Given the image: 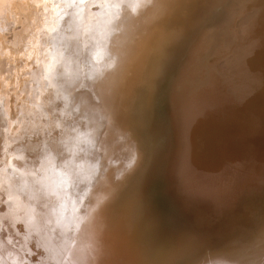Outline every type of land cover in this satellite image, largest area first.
I'll use <instances>...</instances> for the list:
<instances>
[{"label":"rangeland","instance_id":"1","mask_svg":"<svg viewBox=\"0 0 264 264\" xmlns=\"http://www.w3.org/2000/svg\"><path fill=\"white\" fill-rule=\"evenodd\" d=\"M49 1L54 4H50ZM100 1L108 9L116 7L118 10L122 5L132 9L129 0H99V2L98 0H3L6 5L0 7V90L4 91L2 93L0 91V264H213V262L234 264L235 261L239 264L264 263V189L260 193L261 198L258 199V203L254 205V211L251 207H236L237 202H234L233 197L237 194H232L234 186H248L259 181L264 183V77L261 78V74L264 75V52L256 48L253 36V32L256 33L255 23L249 31L242 30L244 22L258 9L260 4L258 2L261 1L217 0L213 3L216 7L214 6L209 14L205 13V16L195 21L198 28L197 39L182 47L183 52L186 53L177 58L170 70L166 71L169 80L164 78L159 81L161 85L159 89L165 90V92L160 90L158 95L163 103L158 98L153 110L155 109L156 119L162 122L163 127L159 126L158 121L156 123L155 118L150 121L148 115L146 119H141L139 105L142 106L141 88L145 84V75L138 84L136 74L131 71L129 64L123 65L120 78L115 80L113 93H109L110 98L108 102L106 101V108L90 93L89 83L92 82L90 85L97 83L107 72L106 67L101 64L102 58L96 60L100 55H95L94 51L92 54L91 44L87 40L90 34V31H87L88 20L92 11L93 14L96 11L95 7ZM155 1L149 10H153ZM142 6H146L145 3ZM147 11L140 17L146 23ZM136 14L138 15L139 12ZM94 21L99 22L97 18ZM68 28L70 31L67 30ZM66 33L69 37L73 34L76 39L73 37L74 40L71 37L67 39ZM47 37L53 38H48L51 41H48L49 46L45 43ZM62 41L66 47H62L64 45ZM158 44L159 42H156V45ZM46 45L52 49L48 47L45 49ZM67 45L70 48L73 45L71 51ZM73 47L77 50H73ZM48 49L50 52L53 51L52 54L56 52L57 54L50 56V52L49 54L45 52L49 51ZM65 49H68V53L71 52L74 58L76 54V59L73 58L72 61ZM59 52H62L60 56ZM47 54L50 62L54 63L52 67L57 65L56 70L58 68L60 70H57L56 75H54L56 70L48 64ZM65 54L67 56L62 59ZM86 54L88 57L85 65L88 66L86 68L88 74H85V78L77 84L76 73L80 69L82 72V62ZM52 56L58 59L61 57V61L68 62L70 59V63L73 64L75 61L77 65L56 59L59 61L57 62ZM95 57V61L104 72L97 65L95 66L96 62L93 60ZM41 58L44 65L53 69L52 71L50 69L51 74L46 66L40 64ZM64 62L68 68L72 65L73 70L70 69L69 73L67 71L64 73V69L69 70ZM61 63L65 68L60 65V69ZM260 66L263 68L260 69L261 71ZM144 67L150 69L145 62L142 68ZM174 69L178 71L174 72ZM52 72L54 73L52 77L60 75L58 78L54 77L58 81L52 79ZM60 72L66 78L61 79ZM102 72L103 75L99 78ZM177 72L180 73L179 76ZM47 76L53 80L52 83L51 80L48 81ZM42 77L45 80L42 81ZM46 81L50 84L45 83ZM54 81L59 85L54 84ZM120 83L124 86L121 98L116 90ZM52 84L56 85V90ZM45 91L48 94H45ZM253 91L257 93L254 94ZM64 92L65 94H62ZM173 92L174 97H172ZM56 96L58 100H62L55 103V106L53 102H57ZM49 104L51 107L48 106ZM32 105L36 108H32ZM57 106L62 107L60 111L55 110ZM24 107L26 110L22 109ZM51 111L54 113L58 111L56 115L52 112L58 118L55 119ZM19 112H26V115L20 114L18 117L16 114ZM24 116L31 120H26ZM52 117L57 121L51 119ZM18 118L20 123L21 120H24V123L20 125L14 123L16 119V122L19 121ZM100 118L106 121L102 120L103 123ZM29 121L32 123L30 124ZM94 122L100 123V126L99 124L94 126L96 128L105 125L104 128L101 127L103 129H98L102 130V133L98 134V130L92 127ZM106 122H111L114 130L122 136L125 137L127 134L129 143L136 149L129 164L120 165L117 151L105 154L111 149L106 147L108 141L109 143L112 141L109 139L110 134L103 132L106 127L108 128L107 125H110ZM25 124H30L32 127L27 126L28 129ZM214 127L219 130L213 129ZM43 128L45 130L41 134ZM210 129L213 133L217 132L213 134ZM23 132H29L28 135L32 139L29 140L28 135ZM33 132H37L35 141L34 134L31 136ZM219 133L223 134L217 136ZM96 137H101L102 141L97 142L100 139L96 140ZM87 139L89 141L92 139V142L90 141L92 144L89 145L91 148L97 143L98 145L102 143L105 147L102 148L101 145L97 147V145V148L91 149L83 145ZM29 142L30 146L26 147ZM62 142L65 143V147ZM31 146L32 149L28 150L27 148ZM19 148L27 150L28 155ZM101 150H105L104 153ZM208 150L211 155H208ZM114 152L117 155H114ZM216 153L219 155L215 156ZM223 154L225 160L222 159ZM92 158H94L93 162ZM101 159L105 163L103 166ZM84 164H87L85 165L87 168L91 164L90 166L93 167H89L91 171L78 168ZM97 164L100 166L98 167ZM200 164L201 167H198ZM93 165H97L98 169ZM29 166H35L36 170ZM63 166L66 168L64 169ZM104 166L106 169H103ZM28 167L31 172L35 171L29 172ZM6 168L9 169L5 170ZM195 169L200 170L198 175L195 174L197 172ZM76 171L79 173L78 176ZM96 171L99 175L101 172L99 177L94 175L97 174ZM15 172H21L17 173L18 176L20 175V180L16 178L17 186L12 176V174L17 175ZM72 173L74 176L76 174V177L73 176L74 179L78 180L81 176L82 181L83 177H86L84 173H90L88 178L92 187L87 183L84 193L89 188L97 191L91 203L92 207L90 205L82 214L77 215L66 209H64L66 213L63 211L67 201L65 193L71 185ZM91 175L95 179H92ZM219 179L220 182H216ZM85 180L87 181L86 178ZM19 181H21L20 185ZM78 181L82 182L81 179ZM102 185L105 188H101ZM251 191L255 189L251 188ZM198 192L200 198H197ZM249 193L243 191L242 197ZM209 194L211 198L214 195V200L208 197ZM82 197L81 206L86 196ZM88 198L89 200L91 198L89 194ZM198 200L204 203L208 201L210 204L208 205L207 202L205 208L204 203ZM58 201L59 206L56 207ZM230 203L233 207L223 212ZM170 204L173 205L170 207ZM168 206L172 208L171 212ZM166 209L168 211H165ZM178 209L180 214L176 212ZM172 211L175 213L173 214ZM178 216L187 220V223L177 220L180 218ZM76 227L78 228L74 231Z\"/></svg>","mask_w":264,"mask_h":264},{"label":"bare ground","instance_id":"2","mask_svg":"<svg viewBox=\"0 0 264 264\" xmlns=\"http://www.w3.org/2000/svg\"><path fill=\"white\" fill-rule=\"evenodd\" d=\"M12 1V0H11ZM24 1V0H23ZM105 1V0H104ZM155 0H129V2H130V5H132V9L130 8L129 9V7H127L126 6V8L124 7V5H122V7H118V10H117V8L116 7H114V8H112V9H108L106 6H104V3L103 2H101L100 1V3H98V5H97V7H95L96 8V11L94 12V14H93V11H92V13L90 14V20H88L89 21V23H88V25H89V27H88V25H87V31H90V36L88 35V42L91 44V46H90V50H92V54H94L93 53V51L95 52V55H100V58H98V59H96V57L93 59L94 61H95V59L96 60H99V59H101L100 61H101V64L103 65V66H105L106 67V70H107V72H106V74H105V77H103V78H100V76L101 75H103V68H101L100 67V65H98V63H97V61H95L96 63H95V66L97 65V67H99V69L101 68V70L103 71L102 72V74H100L98 77L100 78V80L97 82V79H96V81L95 82H97V83H94L93 85H90V83H92V82H90L89 83V89H90V93L91 94H93V97L94 98H96L100 103H102L103 104V106L106 108V101L108 102V100H109V93L111 92V93H113V86H114V83H115V80L116 79H119L120 78V72L122 71V67H123V65H128L129 64V66H130V69H131V71H133L135 74H136V78L138 79V84H139V82H140V80L143 78V76H144V79H145V84H143L144 85V87L143 88H141V90H142V99L140 100V102L142 103V106L141 105H139V110H140V113H141V119L143 120V119H146V116L148 115V117H149V120L151 121V119H153V118H155L156 119V112H154L155 111V109L153 110V107H154V105L156 106V103H155V101H158L157 99L159 98V91L160 90H163V89H159V86H161L160 84H159V81L161 80H164V78L165 79H167V80H169L168 78H169V75H168V73L166 72V71H168V70H170V67H171V65L173 64V62L174 61H176L177 60V58H180L181 56H183L184 55V53H186V52H183V50H182V47L183 46H185L186 44H189V42H193V40L194 39H197L196 37L198 36V33L196 32L197 31V29L198 28H196L197 27V25H196V20L197 19H199L201 16H203L205 13L206 14H209V12H210V10L211 9H213L214 8V6H215V4H213L214 2H216L217 0H156L155 1V5H154V7L152 8L153 10H149L150 9V6H152V3L154 2ZM261 2H258V3H260L259 4V7H257L258 9H256V11L253 13V14H250L249 16H248V18H247V21L246 22H244V24H243V26H242V30H244V31H249V29H251V28H253L254 26H255V29H256V33L255 32H253V36L255 37V42H256V48L257 49H260L262 52H264V0H260ZM15 2V1H14ZM28 2V1H27ZM50 2V4H52L51 3V1H49ZM98 2H99V0H98ZM126 2V1H125ZM140 2H142V4H140ZM224 2V1H223ZM255 2V1H254ZM26 3V2H25ZM24 3V4H25ZM145 3V5L146 6H142L143 4ZM250 3V2H249ZM5 3L3 2V0H0V7L2 6V5H4ZM8 4V3H7ZM10 4V3H9ZM17 4V3H16ZM48 4V3H47ZM49 4V5H50ZM53 4H54V2H53ZM52 4V5H53ZM62 4V3H61ZM211 4H213V5H211ZM6 5V4H5ZM12 5V4H11ZM10 6V5H9ZM17 6V5H16ZM15 6V7H16ZM94 6H96V5H94ZM140 6H142L141 8H140ZM213 6V7H212ZM235 6V5H234ZM255 5H253V7H254ZM13 7V6H12ZM64 6H62V8H63ZM216 7V6H215ZM244 7V6H243ZM3 8H4V6H3ZM246 8V7H245ZM255 8V7H254ZM6 9V8H5ZM13 9V8H12ZM64 9H66V7L64 8ZM239 9V8H238ZM16 10H18V9H16ZM59 10H62L63 11V9H59ZM69 10V9H68ZM98 10V11H97ZM148 10V11H147ZM241 10V9H240ZM243 10H245V9H243ZM250 10L251 11H254V9L253 8H250ZM249 10V11H250ZM66 11V10H65ZM148 12V14L146 15V18H148V21H147V23L143 20V18H140L145 12ZM212 11V10H211ZM242 11V10H241ZM137 12H139V14L137 15L136 13ZM229 12V11H228ZM32 13V12H31ZM237 13V12H236ZM235 13V14H236ZM95 14H97V16L95 17ZM211 14V13H210ZM215 14H216V12H215ZM79 15V14H78ZM17 16H19L18 14H17ZM205 16V15H204ZM76 17V16H75ZM240 17V16H239ZM238 17V18H239ZM95 18H97V20L99 21V22H97V21H94V19ZM140 18V19H139ZM60 20V19H59ZM78 21V20H77ZM53 22H55V21H53ZM236 22V21H235ZM255 23V24H254ZM236 24V23H235ZM254 24V26L252 27V25ZM10 25V24H9ZM14 26V25H13ZM23 26V25H22ZM46 26V25H45ZM11 27V26H10ZM12 28V27H11ZM25 28V27H24ZM14 29V28H13ZM26 30V29H25ZM62 30V29H61ZM65 30H66V28H65ZM67 30H69V28L67 29ZM19 31V30H18ZM59 31V30H58ZM70 31V30H69ZM74 31V30H73ZM6 32V31H5ZM14 32V31H13ZM56 32V31H55ZM55 32H54V34H55ZM63 32H64V29H63ZM26 33V32H25ZM50 33H53V32H50ZM208 33V32H207ZM245 33V32H244ZM64 34H65V32H64ZM63 34V35H64ZM70 34H71V32H70ZM242 34V33H241ZM246 34V33H245ZM37 35V34H36ZM48 35V34H47ZM205 35V34H204ZM240 35V34H239ZM50 36V35H49ZM53 36V35H52ZM68 36V37H67ZM83 36V35H82ZM138 36V37H137ZM201 36V35H200ZM203 36V35H202ZM13 37H15V36H13ZM63 37V36H62ZM64 37H65V35H64ZM71 37V39L72 40H74V39H76V36L75 37H73V34H72V36H70ZM69 37V35H67V33H66V38L68 39V38H70ZM74 39H73V38ZM48 38H50V39H53L52 37H47V38H45V39H47V42L45 41V43L46 44H48L49 42H51V41H49L50 39H48ZM58 38V37H57ZM65 38V39H66ZM13 39V38H12ZM17 39V38H16ZM64 39V38H63ZM209 39V38H208ZM211 39V38H210ZM62 40V39H61ZM14 41H15V39H14ZM49 41V42H48ZM65 41H68V40H65ZM19 42V41H18ZM69 42H70V39H69ZM69 42H67V43H69ZM75 42V41H74ZM73 42V43H74ZM85 42V41H84ZM156 42H159V44L158 45H156ZM191 42V43H192ZM244 42V41H243ZM15 43V42H14ZM42 43V42H41ZM44 43V44H45ZM72 43V44H73ZM43 44V43H42ZM43 44V45H44ZM62 44H64L62 47H66V45H65V43H63V41H62ZM71 44V43H70ZM76 44V43H75ZM80 44V43H79ZM243 44V43H242ZM8 45V44H7ZM195 45V44H194ZM224 45V44H223ZM10 46V45H9ZM16 46V45H15ZM21 46V45H20ZM48 46H49V44H48ZM47 45L46 46H44L45 47V49H46V47H48ZM60 46V45H59ZM68 46V45H67ZM72 46L73 45H71V48L68 46V48H70L69 50L71 51L72 50ZM193 46V45H192ZM224 47H226V46H224ZM5 48V47H4ZM4 48H2V49H4ZM12 48V47H11ZM16 48V47H15ZM49 48V47H48ZM61 47H59V50L60 51H62L63 53H64V50H61L60 49ZM74 48V47H73ZM85 48V47H84ZM89 48V47H88ZM190 48V47H189ZM188 48V49H189ZM42 49V48H41ZM50 49V48H49ZM48 49V50H49ZM52 49V48H51ZM50 49V50H51ZM64 49V48H63ZM76 49V47L73 49V50H75ZM187 49V48H186ZM215 49V48H214ZM39 50V49H38ZM50 50L49 51H45L46 53H48L49 54V52H50ZM66 51H67V54H69L68 52V49H65ZM77 50V49H76ZM211 50H213V48L211 49ZM20 51V50H19ZM37 51V50H36ZM43 51H44V49H43ZM239 51H240V49H239ZM5 52V51H4ZM9 52V51H8ZM53 52V51H52ZM52 52H50V56H51V54H52ZM62 52H59V56L62 54ZM77 52V51H76ZM248 52V51H247ZM20 53V52H19ZM18 53V54H19ZM36 53V52H35ZM43 53V52H42ZM45 53V54H46ZM61 53V54H60ZM66 53V52H65ZM72 53H75V52H72ZM83 53V52H82ZM238 53V52H237ZM15 54V53H14ZM21 54V53H20ZM32 54V53H31ZM45 54L43 55V56H45ZM48 54L46 55V59L48 58V60H49V62H48V64H51L50 66L52 67V65L54 64H52V61L50 62V58L49 57H47L48 56ZM54 54V53H53ZM52 54V55H53ZM57 54V52L54 54V55H56ZM67 54H65V55H63V58L62 59H65L64 58V56H67ZM91 54V55H92ZM1 55H3V53L1 54ZM11 55V54H10ZM71 55V56H70ZM247 55V54H246ZM29 56V55H28ZM43 56H42V58H43ZM58 56V55H57ZM56 56V57H57ZM97 56V57H98ZM38 57H39V55H38ZM53 57V56H52ZM52 57H51V60H52ZM68 57H70V59L73 61V55L71 54V52H70V54L68 55ZM76 57H77V55L75 54V58L74 59H76ZM88 56H87V54L85 55V58H84V60H83V62H82V72H81V69L76 73V76L78 77V79H77V84H80V82H81V79L82 78H85V74L87 75L88 73H86V71H88L86 68L88 67V66H86L87 65V63H86V58H87ZM229 57H230V54H229ZM235 57H237V56H235ZM21 58V57H20ZM19 58V59H20ZM41 58V60L40 61H42V63H40V64H43V59ZM45 58V57H44ZM53 58H55V56L53 57ZM60 59H61V57H59ZM232 58V57H231ZM27 59V58H26ZM37 59V58H36ZM56 59H58V58H55L54 60H56ZM60 59H58V60H60ZM67 59H69V58H67ZM70 59H69V63H70ZM90 59V58H89ZM91 59V60H92ZM35 60V59H34ZM189 60V59H188ZM227 61H228V59H226ZM11 61V60H10ZM17 61V60H16ZM36 61V60H35ZM34 61V62H35ZM57 61V60H56ZM63 61H65L66 63H68L66 60H63ZM63 61H61L60 60V62H63ZM57 62H59V61H57ZM56 62V63H57ZM64 62V63H65ZM87 62H90L91 63V61H88L87 60ZM144 62H145V64H146V66H148V67H150V69H147V67H146V69H145V67L144 68H142V66L144 65ZM12 63V62H11ZM45 63L47 64V61H45ZM66 63H65V67H66ZM77 63V62H76ZM75 63V61H74V63L73 64H75V65H77ZM94 63V62H93ZM224 63V62H223ZM231 63V62H230ZM230 63H228L229 64V66H231L230 65ZM39 64V65H40ZM70 64H72V63H70ZM72 64V65H73ZM86 64V65H85ZM188 64V63H187ZM231 64H233V63H231ZM12 65V64H11ZM44 65V64H43ZM62 66L63 65V67H64V64H59V66ZM72 65H70V67L68 68V67H66L67 69H69V70H65L64 69V73L67 71H70V69H71V67H72ZM224 65H225V63H224ZM44 66H46V65H44ZM57 66V65H56ZM55 66V67H56ZM61 66H60V69H61ZM68 66H69V64H68ZM93 66V65H92ZM95 66H94V68H95ZM177 66V65H176ZM47 67V66H46ZM45 67V68H46ZM51 67H50V69H51ZM54 66L52 67V68H54V70H56V68H55ZM64 67V68H65ZM75 67V66H74ZM48 68V67H47ZM90 68H91V66H90ZM182 68V67H181ZM219 68V67H218ZM233 68V67H232ZM262 67L260 66L259 67V70L261 69ZM264 68V67H263ZM262 68V69H263ZM49 69V68H48ZM50 69H49V74H51V71L53 70V69H51V71H50ZM98 69V68H97ZM178 69V68H177ZM17 70V69H16ZM20 70V69H19ZM44 70H47V69H44ZM57 70H59V68L57 69ZM55 71V74L52 72V75H51V77L53 76V74L54 75H56V72H58V71ZM71 70H73V69H71ZM95 70H96V68H95ZM104 70H105V68H104ZM105 70V71H106ZM180 70V69H179ZM183 70V69H182ZM223 70V69H222ZM231 70V69H230ZM229 70V71H230ZM23 71V70H22ZM60 71V70H59ZM100 71V70H99ZM176 71H178V70H176ZM175 71V69H174V72H176ZM221 71V70H220ZM228 71V72H229ZM261 71V70H260ZM45 72V71H44ZM63 72V71H62ZM62 72H60V74L62 73ZM73 72V71H72ZM95 72V71H94ZM97 72H98V70H97ZM170 72V71H169ZM181 72V71H180ZM222 72V71H221ZM224 72V71H223ZM231 72V71H230ZM12 73V72H11ZM69 73V72H68ZM90 73H91V71H90ZM96 73V72H95ZM101 73V72H100ZM164 73H166L167 75H165ZM261 73H263V72H261ZM59 74V73H58ZM92 74H93V72H92ZM98 74V73H97ZM170 74V73H169ZM177 74H178V72H177ZM180 74V73H179ZM179 74H178V76H179ZM226 74V73H225ZM233 74V73H232ZM14 75V74H13ZM33 75V74H32ZM45 75V74H44ZM64 75H66V74H64ZM67 75H70V74H67ZM90 75V74H89ZM94 75V74H93ZM171 75V74H170ZM173 75V74H172ZM171 75V76H172ZM262 75V77L261 78H263L264 77V75L263 74H261ZM3 76V75H2ZM20 76V75H19ZM49 76V75H48ZM47 76V77H48ZM60 76V75H59ZM58 76V77H59ZM91 76V75H90ZM174 76V75H173ZM177 76V75H176ZM22 77V76H21ZM46 77V78H47ZM55 78H58V77H56V76H54ZM54 77H52V79H54V80H56V81H58L57 79H55ZM62 77L63 78H66V77H64L63 76V73L61 74V79H62ZM88 77V76H87ZM94 77V76H93ZM95 77H96V74H95ZM156 77V78H155ZM233 77H234V74H233ZM5 78V77H4ZM10 78V77H9ZM49 78V80L48 81H50L51 80V83H52V79H50V77H48ZM90 78V77H89ZM92 78V77H91ZM69 79V78H68ZM172 79V78H171ZM178 79V78H177ZM9 80V79H8ZM8 80H6V81H8ZM43 80H45V78H43L42 77V81ZM47 80V79H46ZM80 80V81H79ZM154 80H155V82H154ZM172 80H174V79H172ZM263 80V79H262ZM5 81V82H6ZM48 81H46L45 83H47ZM61 82L62 81H64V80H60ZM94 81V80H93ZM121 81V80H120ZM236 81V80H235ZM55 82V81H54ZM60 82V83H61ZM68 82V81H67ZM164 82V81H163ZM170 82V81H169ZM173 82V81H172ZM178 82V81H177ZM9 83V82H8ZM13 83V82H12ZM42 83V82H41ZM44 83V84H45ZM49 84H50V82H48ZM47 83V84H48ZM69 83V82H68ZM162 83V82H161ZM166 83H168L167 81H166ZM44 84H41V85H44ZM48 84V85H49ZM54 84H57V86L59 85V83H54ZM54 84H52L53 86H54ZM72 84V83H71ZM88 84V83H87ZM172 84H174V83H172ZM177 83H175V85H176ZM6 85V84H5ZM4 85V86H5ZM9 85V84H8ZM41 85H40V88H42L41 87ZM61 85H62V83H61ZM60 85V86H61ZM135 85V84H134ZM143 85H141V86H143ZM3 86V85H2ZM39 86V85H38ZM56 86V85H55ZM54 86V87H55ZM71 86V85H70ZM140 86V87H141ZM167 86H168V84H167ZM167 86L165 87L166 88V90H167ZM171 86V85H170ZM174 86V85H173ZM177 86V85H176ZM179 86V85H178ZM53 87V88H54ZM76 87V86H75ZM240 87V86H239ZM7 88V87H6ZM15 88H17V87H15ZM61 88V87H60ZM63 88V87H62ZM123 88H124V86H123V83H120L119 84V87L116 89V90H118V96H119V98H121V95H122V91H123ZM162 88V87H161ZM172 88H174V87H172ZM176 88H178V87H176ZM175 88V89H176ZM39 89V88H38ZM43 89L44 90H46V88L43 86ZM47 89H49L48 87H47ZM89 89H88V91H89ZM120 89V90H119ZM11 90V89H10ZM14 90V89H13ZM33 90V89H32ZM42 90V89H41ZM41 90H38V91H40L41 92ZM43 90V91H44ZM55 90H56V87H55ZM69 90V89H68ZM1 91V90H0ZM6 91V90H5ZM54 91V90H53ZM62 91H63V89H62ZM164 92H165V90H163ZM241 91V90H240ZM245 91H249V90H246L245 89ZM244 91V92H245ZM2 92H4V91H1V93ZM47 92H48V90H47ZM46 91H45V94L47 93ZM170 92V91H169ZM175 92V91H174ZM174 92L172 93V97H174L173 96V94H174ZM242 92V91H241ZM254 92V91H253ZM10 93V92H9ZM24 93V92H23ZM163 93V92H162ZM161 92H160V94H162ZM255 93H257V92H254V94ZM40 95H41V93H39ZM48 94V93H47ZM62 94H65V92L64 93H62ZM259 94V93H258ZM3 95V94H2ZM21 95V94H20ZM22 96V95H21ZM167 97H168V95H166ZM258 96H260V95H258ZM31 97H33V95L31 96ZM57 97V96H56ZM167 97H165V99L167 98ZM19 98H20V96H19ZM25 98V97H24ZM37 98V97H36ZM163 98V97H162ZM21 99V98H20ZM38 99V98H37ZM137 99V98H136ZM159 99H161V98H159ZM170 99V98H169ZM1 100V99H0ZM32 100V99H31ZM56 100V99H55ZM62 100V99H61ZM61 100H58V97H57V102L56 101H54L53 103L55 104V103H58V102H60ZM172 100V99H171ZM36 101V100H35ZM39 100H37V102H38ZM68 101H69V98H68ZM160 101V100H159ZM166 101V100H165ZM34 102V101H33ZM173 102V101H172ZM14 103V102H13ZM50 103V102H49ZM155 103V104H154ZM158 103H160V102H158ZM161 103H163V101H162V99H161ZM34 105H35V103H33ZM69 104V103H68ZM22 105V104H21ZM23 105H24V103H23ZM254 105V104H253ZM25 106V105H24ZM49 107H51L50 106V104L48 105ZM55 106H56V104H55ZM170 106V105H169ZM172 106V105H171ZM5 107V106H4ZM8 107V106H7ZM22 107V106H21ZM35 107V106H34ZM33 107V105H32V108H34ZM42 107V106H41ZM28 108V107H27ZM29 108H31V105H30V107ZM36 108V107H35ZM54 108V107H53ZM61 106H57L56 108H55V110H58V111H60L61 110ZM170 108H172V107H170ZM4 109V108H3ZM17 109V108H16ZM22 109H25L26 110V108L24 107V108H22ZM51 109V108H50ZM160 109V108H159ZM4 110H6V107H5V109ZM21 110V109H20ZM28 110V109H27ZM31 110V109H30ZM35 110V109H34ZM34 110H32V111H34ZM52 110H54V109H52ZM66 110H67V108H66ZM65 110V111H66ZM162 110V109H161ZM8 111V110H7ZM29 111V110H28ZM58 111L56 112L55 111V113L57 114L58 113ZM64 111V113H66ZM172 111V110H171ZM12 112V111H11ZM16 112V111H15ZM14 112V113H15ZM23 112V111H22ZM29 112H31V111H29ZM54 113V111H51V114H52V116L55 118V117H57V116H54L53 115V113ZM162 112V111H161ZM7 112L5 111V114H6ZM17 113V112H16ZM54 113V114H55ZM20 114H24V115H26V112H24V113H21V112H19V114H16L17 116L19 115L20 116ZM27 114H28V112H27ZM33 114V113H32ZM55 114V115H56ZM152 114V115H151ZM22 115H21V117H22ZM68 115V114H67ZM9 116V115H8ZM16 116V117H17ZM18 116V117H19ZM29 116V115H28ZM13 117V116H12ZM25 117V116H24ZM34 117V116H33ZM32 117V118H33ZM36 117V116H35ZM51 117V116H50ZM53 117L51 118V119H53ZM23 118V117H22ZM58 118V117H57ZM64 118V117H63ZM5 119V118H4ZM12 119V118H11ZM14 119V118H13ZM21 119V118H20ZM25 119L26 120H28V119H30L29 117H28V119L25 117ZM56 119V118H55ZM55 119H53V120H55ZM101 119V118H100ZM7 120H8V118H7ZM10 120V119H9ZM18 120H19V118H18ZM25 120V121H26ZM31 120V119H30ZM104 121L105 119L103 118V119H101V121ZM166 120V119H165ZM16 121H17V119H16ZM16 121H14V123H19V125L21 124V123H24L22 120H21V123H20V120L18 121V122H16ZM32 121H34L33 119H32ZM32 121L30 122V124L32 123ZM55 121H57V120H55ZM54 121V122H55ZM102 121V122H103ZM106 121V120H105ZM157 121L160 123L159 124V126L160 127H163V124H162V122L160 121V120H157L156 119V123H157ZM7 122V121H6ZM13 122V121H12ZM28 122V123H29ZM40 122V121H39ZM53 122V123H54ZM66 122V121H65ZM101 122V123H102ZM166 122H167V120H166ZM27 123V124H28ZM95 124H93V126L92 127H94L95 125L96 126H98V124H99V126H100V123H98V124H96V122H94ZM104 123V122H103ZM110 124V125H107L108 126V128L106 127L105 129V131H103V132H105V133H108V134H110V137H109V139L110 140H112L111 141V143H109V141H108V145H106V147H107V149H109L110 147H111V149H109L108 150V152L107 153H105V154H110V153H113V151H117L118 152V157L117 158H119V161H120V165H123V164H129L130 163V161L132 160V154L134 153V150H136V149H134V147L129 143V138H128V135L126 134V136L124 137V136H122L121 135V133H119L117 130H114V128H113V126L111 125V122H106V124ZM27 124H25L26 126L25 127H27V126H31L30 124L29 125H27ZM57 124V123H56ZM167 124V123H166ZM18 125V124H17ZM40 125H42V124H40ZM53 125V124H52ZM54 125H55V123H54ZM64 125V124H63ZM86 125V124H85ZM102 125V124H101ZM80 126H84V125H80ZM89 126V125H88ZM21 127V126H20ZM32 127V126H31ZM50 127V126H49ZM53 127V126H52ZM58 127H59V125H58ZM85 127V126H84ZM101 127H105V125L104 126H101ZM100 127V128H101ZM212 127V126H211ZM28 128V127H27ZM46 128H47V125H46ZM61 128V127H60ZM63 128V127H62ZM79 128V127H78ZM91 128V127H90ZM94 128H96V127H94ZM100 128H96L97 130L98 129H100ZM103 128H101V129H103ZM210 128V127H209ZM222 128V127H221ZM29 129V128H28ZM57 129V128H56ZM75 129H77V128H75ZM96 129H94L95 130V132H96ZM163 129V128H162ZM213 129H215V127L213 128ZM222 129H224V128H222ZM222 129H221V131H222ZM43 130H45L44 128L42 129V131ZM51 130V129H50ZM50 130H49V132H50ZM58 130V129H57ZM173 130V129H172ZM215 130H219L218 128H216ZM227 130V129H226ZM32 131V130H31ZM52 131V130H51ZM76 131V130H75ZM102 131V130H101ZM101 131H99L98 130V134L101 132ZM167 131H169L168 129H167ZM210 131H211V129H210ZM224 131H225V129H224ZM223 131V132H224ZM30 132V131H29ZM29 132L28 133H24L23 132V134H29ZM41 132V131H40ZM209 132V131H208ZM212 132V131H211ZM217 132V131H216ZM216 132H212L213 134H215ZM22 133V132H21ZM35 133H37V132H35ZM35 133L33 132L32 134H31V136L34 134V141H35V138H36V135H35ZM44 133V131L43 132H41V134H43ZM51 133H53V132H51ZM61 133V132H60ZM102 133V132H101ZM169 133H170V131H169ZM211 133V134H212ZM226 133V132H225ZM65 134V133H64ZM73 134H75V133H73ZM212 134V135H213ZM220 134H223V133H219L217 136H219ZM263 134V133H262ZM52 135V134H51ZM57 135V134H56ZM77 135V134H76ZM95 135H96V133H95ZM211 135V136H212ZM62 136V135H61ZM100 136V135H99ZM105 136V134L103 135V137ZM210 136V137H211ZM216 136V135H215ZM216 136V137H217ZM28 137H29V135H28ZM55 137V136H54ZM108 137V136H107ZM106 137V138H107ZM223 137H225L224 135H223ZM25 138H26V136H25ZM39 138H41V137H39ZM38 138V139H39ZM60 138V137H59ZM59 138H58V141H59ZM101 138V137H100ZM100 138H98V137H96V140L97 139H100ZM105 138V137H104ZM214 138V137H213ZM218 138V137H217ZM219 138H221V137H219ZM29 140H31L32 138L31 137H29L28 138ZM44 139V138H43ZM216 139V138H215ZM224 139V138H223ZM19 140V139H18ZM49 140V139H48ZM57 140V139H56ZM96 140L94 141V142H96ZM214 140V139H213ZM219 140V139H218ZM16 141V140H15ZM33 141V142H34ZM39 141V140H38ZM44 141V140H43ZM76 141H77V139H76ZM91 142H92V139L90 140ZM88 139L84 142L85 144H83V145H87V146H89V145H91L92 143L90 142ZM100 141H102V139H100V140H97V142H100ZM26 142V141H25ZM40 142V141H39ZM94 142H93V144H94ZM213 142V141H212ZM225 142V141H224ZM19 143V142H18ZM55 143V142H54ZM91 143V144H90ZM216 143V142H215ZM214 143V144H215ZM30 144V142L29 143H27V145H25L26 147L28 146ZM32 144H35V143H32ZM31 144V145H32ZM37 144V143H36ZM64 147H65V143H61ZM213 144V143H212ZM218 144V143H217ZM220 144V143H219ZM42 145H43V143H42ZM58 145V144H57ZM96 146L98 145V143L97 144H95ZM99 145H101L102 146V143H100ZM99 145L97 146V147H99ZM131 145V146H130ZM170 145V144H169ZM211 145V144H210ZM209 145V146H210ZM216 145V144H215ZM30 146V145H29ZM96 146H92V148L93 147H96ZM212 146V145H211ZM222 145H220V147H221ZM21 147H23V146H21ZM26 147H25V149H26ZM86 147V146H85ZM90 148H91V146H89ZM96 147V148H97ZM103 147H105V146H102V148ZM219 147V145L217 146V148ZM87 148V147H86ZM91 148V149H92ZM96 148H94V149H96ZM101 148V147H100ZM101 148V149H102ZM210 148V147H209ZM20 149V148H19ZM22 149V148H21ZM20 149V151H25L24 149H22L21 150ZM28 150H30V149H32V146L31 147H29V148H27ZM38 149V148H37ZM36 149V150H37ZM41 149V148H40ZM93 149V150H94ZM106 149V148H105ZM211 149H212V147H211ZM210 149V151H211V154H212V150ZM216 149V148H215ZM223 149V148H222ZM103 150V149H102ZM101 150V151H102ZM217 150V149H216ZM219 150H220V148H219ZM98 151H99V149H98ZM100 151V152H101ZM105 151V150H104ZM104 151H102V153H104ZM209 151V150H208ZM210 151H209V153H208V155H211L210 154ZM19 152V151H18ZM32 152V151H31ZM99 152V153H100ZM216 152V151H215ZM219 151H217V153H218ZM223 152V151H222ZM20 153H22V152H20ZM25 153L27 154V150L25 151ZM217 153L216 154H214L215 156H218L217 155ZM224 153V152H223ZM64 154V153H63ZM104 154V155H105ZM222 154V153H221ZM15 155V154H14ZM28 155V154H27ZM38 155V154H37ZM114 155H117L115 152H114ZM59 156V158H60V155H58ZM58 156H56V157H58ZM222 156V155H221ZM229 156V155H228ZM40 157V156H39ZM94 157H96V156H94ZM205 158H207L206 156H204ZM212 157H214V156H212ZM223 157H224V154H223ZM35 158H36V156H35ZM42 158V157H41ZM97 159L99 158V157H96ZM109 158V157H108ZM116 158V159H117ZM11 159V158H10ZM30 159H31V157H30ZM40 159V158H39ZM87 159V158H86ZM96 159V160H97ZM106 159V158H105ZM222 159H224L225 160V157L224 158H222ZM59 160V159H58ZM57 160V161H58ZM60 160H61V158H60ZM80 160H81V158H80ZM88 160V159H87ZM93 160H94V158H92V162H93ZM102 161L101 162H103L104 160L103 159H101ZM203 160H205V161H207L206 159H203ZM217 160V159H216ZM36 161V160H35ZM62 161V160H61ZM89 161V160H88ZM222 161V160H221ZM10 162V161H9ZM8 162V163H9ZM41 162V161H40ZM97 162V161H96ZM101 162H98V164L99 163H101ZM219 162V161H218ZM222 162H224V161H222ZM227 162V161H226ZM39 163V162H38ZM90 163V162H89ZM209 163V162H208ZM58 164V163H57ZM93 164V163H92ZM94 164H96L95 162H94ZM97 164V165H98ZM105 163L103 162L102 163V166L104 165ZM204 164V163H203ZM228 164V163H227ZM33 165V164H32ZM35 165H37V164H35ZM85 165L87 166V164H84L83 166H81V167H78L79 169H87V170H85V171H91V169L90 168H93V167H91L90 165H88V168L87 167H85ZM97 165H93L94 166V168L96 169L97 167ZM173 165V164H172ZM229 165V164H228ZM40 166H41V164H40ZM43 166V165H42ZM100 165H98V167H99ZM8 167H9V164H8ZM16 167V166H15ZM14 167V168H15ZM29 167H33V166H29ZM29 167H28V170H30L29 172H31V169H29ZM35 167V166H34ZM33 167V168H34ZM90 167V168H89ZM198 167H201V164H200V166H198ZM32 168V169H33ZM36 168V167H35ZM34 168V169H35ZM63 168L65 169L66 167L65 166H63ZM102 168V167H101ZM172 168V167H171ZM195 168V167H194ZM9 169V168H8ZM7 168L5 169V170H8ZM19 169H21V166H20V168ZM23 169V168H22ZM44 169V168H43ZM98 169V168H97ZM103 169H106L105 168V166L103 167ZM103 169H101V171H103ZM14 170H16V168L14 169ZM36 170V169H35ZM35 170H33V171H35ZM49 170V169H48ZM63 170V169H62ZM83 170V171H84ZM100 170V169H99ZM196 170V169H195ZM198 170L199 169H197L196 171V175H198L197 173H198ZM226 170H227V168H226ZM21 171V170H20ZM32 171V172H33ZM61 171V170H60ZM94 171V170H93ZM98 171V170H97ZM96 171V173L97 174H95L94 173V175H98V177L101 175V172H100V175L98 174L99 172H97ZM106 171V170H105ZM104 171V172H105ZM122 171V170H121ZM200 171V170H199ZM23 172V171H22ZM26 172H27V174H28V171L26 170ZM31 172V173H32ZM75 171H73V173H74ZM80 172V171H79ZM104 172H102V173H104ZM164 172V171H163ZM202 172V171H201ZM218 172V171H217ZM9 173V172H8ZM16 174L17 173H19V172H15ZM14 173V174H15ZM21 173V172H20ZM19 173V174H20ZM39 173V172H38ZM73 173L71 174L72 176H71V185H70V187L68 188L69 190L65 193V196H66V204H65V208H63V211H64V209H66L68 212H74V213H76V215L77 214H82L83 212H84V210H86V208L87 207H89L90 205H91V203H92V200L96 197V194H97V191L94 189V188H92L91 190H90V188H89V192L88 191H86V193H84L85 191L84 190H86L85 189V187H86V184L88 183L89 184V178H88V175L90 174V173H84V175H86V177L84 176L83 178V181H82V177L80 176V179H81V183H79V181L78 180H80V179H78V180H76V179H74V177H76V174L78 173V171H76V174H75V176L73 175ZM80 173H82V172H80ZM226 173V172H225ZM225 173H223V175L225 174ZM5 174H7V172L5 173ZM10 174V173H9ZM8 174V175H9ZM24 174V173H23ZM79 174V173H78ZM78 174H77V176H78ZM119 174H121V173H119ZM200 174V173H199ZM22 175V174H21ZM25 175H26V173H25ZM104 175V174H103ZM200 175H202V174H200ZM222 175V176H223ZM12 176H13V179H14V183H16V181H17V179H19V177H20V175L18 176V174L16 175V176H14L13 174H12ZM37 176H38V174H37ZM74 176V177H73ZM73 177V178H72ZM90 177H92V175L90 176ZM98 177H96L97 179H98ZM198 177H200V176H198ZM10 178V177H9ZM17 178V179H16ZM35 178H36V176H35ZM34 178V179H35ZM38 178V177H37ZM85 178L87 179V181L85 180ZM103 178H105V177H103ZM102 178V179H103ZM108 178V177H107ZM196 178V177H195ZM64 179H65V177H64ZM92 179H95L94 177H92ZM101 179V180H102ZM200 179V178H199ZM20 180V179H19ZM27 180V179H26ZM78 181V182H76V181ZM91 180V179H90ZM195 180H198V179H195ZM212 180V179H211ZM221 180H223L222 178H221ZM32 181L34 182V180L32 179ZM39 181V180H38ZM214 181H216V180H214ZM36 182V181H35ZM65 182V181H64ZM91 182H94V180H91ZM98 182H99V180H98ZM102 182V181H101ZM196 182V181H195ZM194 182V183H195ZM198 182V181H197ZM216 182H220V179H219V181H216ZM215 182V183H216ZM3 183V182H2ZM20 183H21V181H19V185H20ZM66 183V182H65ZM188 183V182H187ZM203 183V182H202ZM214 183V184H215ZM17 184H18V182L16 183V186H17ZM24 184H27V183H24ZM23 184V185H24ZM32 184V183H31ZM41 184V183H40ZM87 184V185H88ZM96 184V183H95ZM104 184V183H103ZM197 184V183H196ZM234 184V183H233ZM91 187H92V184L90 183L89 184ZM105 185V184H104ZM216 185H217V183H216ZM263 185H264V183H262L261 181H259V182H256L255 184H252V183H250L248 186H242V185H239V187H236V186H234L233 188H232V190H233V192H232V194H234V195H236V197H233L234 198V202H237V204H236V207H238V208H245V207H251L252 209L254 208V205H255V203L258 201V199H260L261 198V196H260V193L263 191V189H264V187H263ZM95 186V185H94ZM93 186V187H94ZM97 186H98V183H97ZM96 186V187H97ZM103 186V185H102ZM195 186H197V185H195ZM210 186H212V184H210ZM220 186V185H219ZM189 187H190V185H189ZM189 187H187V189L189 188ZM194 187V186H193ZM193 187H191V188H193ZM200 187V186H199ZM199 187H197V188H199ZM66 188V187H65ZM88 188V187H87ZM101 188H105L104 186L103 187H101ZM211 188V187H210ZM217 188V187H216ZM215 187H214V189H216ZM220 188V187H219ZM251 188H254L255 189V191H251ZM22 189V188H21ZM4 190V189H3ZM2 190V191H3ZM101 190V189H100ZM216 190H219L218 188L216 189ZM33 191V190H32ZM192 191V190H191ZM190 191V192H191ZM193 191H194V189H193ZM212 191V190H211ZM243 191H249L250 193L248 194V195H245V196H243L242 197V194H243ZM187 192H189V190L187 191ZM195 192V191H194ZM194 192H192V193H194ZM200 192H202L201 190H200ZM205 192V191H204ZM215 192H218V191H215ZM215 192H214V195H215ZM222 192V191H221ZM40 194V193H39ZM89 194V196L91 197L90 198V200H89V198L87 199V195ZM226 194V193H225ZM228 194V193H227ZM84 195V197H85V199H83V204H82V206L80 205L81 203V200H82V196ZM189 195V194H188ZM191 195V194H190ZM198 195H199V192H198V194H197V198H200V197H198ZM211 194H209L208 195V197L209 198H211V196H210ZM213 195V196H214ZM217 195V194H216ZM215 195V196H216ZM220 195V194H219ZM224 195V194H223ZM230 195V194H229ZM40 196V195H39ZM60 196H61V193H60ZM59 196V197H60ZM62 196H63V194H62ZM98 196V195H97ZM201 196V195H200ZM203 196V195H202ZM213 196H212V200H214V198H213ZM221 196H222V194H221ZM228 196V195H227ZM239 196V197H238ZM260 196V197H259ZM37 197H38V194H37ZM44 197V196H43ZM206 197L207 196H205V199H206ZM186 198V197H185ZM209 198H207V200L209 199ZM224 198V197H223ZM225 198H226V196H225ZM230 198V197H229ZM30 199V198H29ZM31 199H34V198H31ZM45 199H46V197H45ZM61 199H63V198H60V200ZM196 199V198H195ZM203 199V198H202ZM201 199V200H202ZM231 199V198H230ZM191 200H193V199H191ZM199 201V202H202V201ZM228 200V199H227ZM238 200H240V201H238ZM263 200V199H262ZM32 201V200H31ZM33 201H35V200H33ZM39 201V200H38ZM38 201H37V203H38ZM95 201V200H94ZM193 201H195V200H193ZM192 201V202H193ZM210 202H211V200H209ZM261 201V200H260ZM96 202V201H95ZM208 202V201H207ZM206 201H205V203H204V201L202 202V203H204L203 205H204V207H205V204L207 203ZM227 202V201H226ZM57 204L55 205L56 207H57V205L59 206V201L58 202H56ZM168 203V202H167ZM170 203H171V201H170ZM194 203V202H193ZM192 203V204H193ZM258 203V202H257ZM264 203V202H263ZM200 204V203H199ZM210 203L208 202V205H209ZM227 204V203H226ZM225 204V205H226ZM93 205H95V204H93ZM171 205H173V204H170V207H171ZM193 205H195V204H193ZM232 204L230 203L229 205H227L224 209H223V212H226V211H228V210H230L233 206H231ZM259 205V204H258ZM62 206V205H61ZM60 206V207H61ZM156 206V205H155ZM198 206V205H197ZM91 207H92V205H91ZM159 207V206H158ZM182 207V206H181ZM199 207H201V206H199ZM203 207V206H202ZM203 207V208H204ZM208 207V206H207ZM263 207V206H262ZM206 208V207H205ZM42 209V208H41ZM58 209V208H57ZM160 209V208H159ZM168 209H170L169 210V212H171V209L172 208H169V206H168ZM180 209H182V208H180ZM193 209H194V207H193ZM192 209V210H193ZM252 209L250 210V211H252ZM174 210V209H173ZM90 212H91V210H89ZM165 211H168L167 209L165 210ZM179 211V212H178ZM178 211H176L177 213H179L180 214V210L178 209ZM253 211H254V209H253ZM57 212V211H56ZM65 212V211H64ZM86 212V211H85ZM66 213V212H65ZM172 213L174 214L175 212L174 211H172ZM252 213V212H251ZM172 214V215H173ZM202 214V213H201ZM203 214H204V212H203ZM252 214H255V213H252ZM251 214V215H252ZM208 215V214H207ZM51 216V215H50ZM174 216V215H173ZM172 216V217H173ZM209 216V215H208ZM261 216V215H260ZM53 217V216H52ZM84 217H85V214H84ZM177 217V216H176ZM180 216H178V218H179ZM192 217H194V215L192 216ZM191 217V218H192ZM159 218H161V216L159 217ZM181 218V217H180ZM180 218L179 219H177V220H179V221H182V222H185V223H187L186 221L187 220H185L184 218H181V220H180ZM190 218V219H191ZM175 219V218H174ZM189 219V220H190ZM64 221H66V220H64ZM11 222V221H10ZM67 222V221H66ZM194 222V221H193ZM68 223V222H67ZM69 224V223H68ZM77 224L79 225L80 224V222H79V220L77 221ZM66 227V226H65ZM78 227H76L75 229H74V231L77 229ZM65 229V228H64ZM242 232V231H241ZM65 233V232H64ZM238 233V232H237ZM239 234V233H238ZM263 249V248H262ZM56 263V262H55ZM213 264H215V262H213ZM216 264H218V263H216ZM234 264H239L238 262H236L235 261V263ZM262 264H264L263 262H262Z\"/></svg>","mask_w":264,"mask_h":264}]
</instances>
